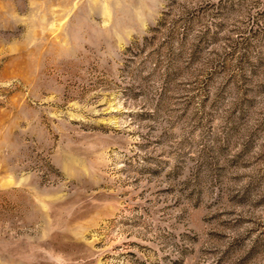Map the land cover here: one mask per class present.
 Listing matches in <instances>:
<instances>
[{"label": "rangeland", "instance_id": "rangeland-1", "mask_svg": "<svg viewBox=\"0 0 264 264\" xmlns=\"http://www.w3.org/2000/svg\"><path fill=\"white\" fill-rule=\"evenodd\" d=\"M0 264H264V0H0Z\"/></svg>", "mask_w": 264, "mask_h": 264}]
</instances>
